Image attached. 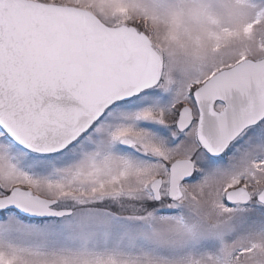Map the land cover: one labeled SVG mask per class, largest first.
Listing matches in <instances>:
<instances>
[{
  "label": "snow or ice",
  "instance_id": "1",
  "mask_svg": "<svg viewBox=\"0 0 264 264\" xmlns=\"http://www.w3.org/2000/svg\"><path fill=\"white\" fill-rule=\"evenodd\" d=\"M0 264H264V0H0Z\"/></svg>",
  "mask_w": 264,
  "mask_h": 264
}]
</instances>
